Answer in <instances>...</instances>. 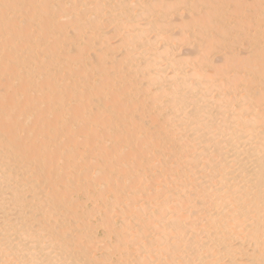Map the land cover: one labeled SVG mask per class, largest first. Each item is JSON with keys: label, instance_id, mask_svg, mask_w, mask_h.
Returning a JSON list of instances; mask_svg holds the SVG:
<instances>
[{"label": "bare ground", "instance_id": "1", "mask_svg": "<svg viewBox=\"0 0 264 264\" xmlns=\"http://www.w3.org/2000/svg\"><path fill=\"white\" fill-rule=\"evenodd\" d=\"M263 216L264 0H0V264H264Z\"/></svg>", "mask_w": 264, "mask_h": 264}, {"label": "rangeland", "instance_id": "2", "mask_svg": "<svg viewBox=\"0 0 264 264\" xmlns=\"http://www.w3.org/2000/svg\"><path fill=\"white\" fill-rule=\"evenodd\" d=\"M184 52H185V50H181L180 51L181 54L184 53ZM187 52H189V51L186 50L185 53L187 54ZM96 153L99 154L100 152L98 151ZM64 172H70V169L65 170ZM196 199L199 200L198 198H196ZM262 215H263V213H262ZM237 217L238 216H236L234 214H232L231 216H229V218H237ZM263 220H264V216H263ZM262 225H263L262 228L264 230V223ZM187 231H188V228L186 227V231L184 232V235L181 237L184 240H188L189 239V235L186 234ZM252 232H253L252 229H248L246 232L243 233V235H246V234H249V233H252ZM98 234L99 235L101 234L100 236L102 237L103 231L102 230H99L98 231ZM252 237H253V235H249L248 240H250V241H246V243L244 245H242V246L238 244V240H236L237 239L236 237L233 238L234 239L233 244L237 243L236 244V248H235L237 250L235 252V254H236L235 262H236V264H250L249 261H250L251 258L254 257L255 250H256V246H257L256 239L255 238L253 239ZM179 239H180V237L177 238V240H179ZM186 242H188V241H186ZM185 247H184L185 248L184 249L185 250V253L184 254L186 256H188V258H190V260L191 259L194 260L195 257H194V254L193 253H192L193 256L189 257V254L192 252V250H188L187 246H185ZM205 249L206 248L204 247L203 250H205ZM174 254L177 255L176 253H174ZM190 262L191 261L187 262L186 264H189ZM173 264H175V263H173Z\"/></svg>", "mask_w": 264, "mask_h": 264}]
</instances>
